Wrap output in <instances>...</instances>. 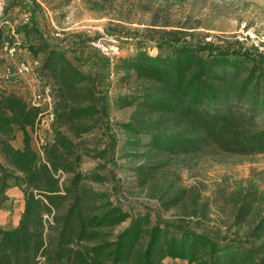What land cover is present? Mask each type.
<instances>
[{
    "label": "trees",
    "instance_id": "trees-1",
    "mask_svg": "<svg viewBox=\"0 0 264 264\" xmlns=\"http://www.w3.org/2000/svg\"><path fill=\"white\" fill-rule=\"evenodd\" d=\"M5 1L0 61L6 58L3 41L11 40L9 9L25 4ZM23 10L27 18L14 27L18 48L38 63L34 72L40 89L52 96L54 119L50 136L36 147L41 108L14 88L0 90V208L11 187L23 196L17 224L0 225V264H163L167 257L189 264H264V214L247 229L238 227L250 192L240 196L221 233L200 220L152 219L125 210L111 199L119 185L110 191L109 177L100 171L116 160L115 125L125 135L122 156L136 159L129 168L140 183L171 158L264 152V125L256 118L264 114V52L238 39L162 29L154 43L134 41L133 51L112 64L100 49L88 50L98 35L57 39L42 29L32 8ZM115 77L133 82L132 90L112 93ZM114 107L133 110L127 121H115ZM17 133L21 147L13 143ZM93 154L96 166L82 169V156ZM169 186H151L163 204L179 198V191L167 194Z\"/></svg>",
    "mask_w": 264,
    "mask_h": 264
},
{
    "label": "rangeland",
    "instance_id": "rangeland-1",
    "mask_svg": "<svg viewBox=\"0 0 264 264\" xmlns=\"http://www.w3.org/2000/svg\"><path fill=\"white\" fill-rule=\"evenodd\" d=\"M22 8L13 6L8 12L7 29L27 18L25 10L32 8L42 29L57 39H77L80 36L94 37L89 43L100 49L106 56L130 53L135 48L134 41L147 39L154 43L159 30L177 29L193 33L197 38L216 41L238 39L245 46L254 45L264 52V0H24ZM32 1H34L32 3ZM2 2V1H0ZM6 1L0 5V12ZM26 7V8H25ZM58 33V35H56ZM77 36V37H75ZM189 36V34H188ZM146 44V45H147ZM155 52L154 48L150 50ZM1 52V51H0ZM2 55V53L0 54ZM1 57V56H0ZM2 58L0 71L6 66L12 69L20 60L38 65L27 50L21 47L14 59ZM28 79L27 82L24 79ZM18 82L22 84H18ZM110 91H128L134 86L131 81L113 78ZM23 86V94L28 97L34 90L29 76L0 78V90L18 89ZM15 89V90H17ZM19 91V90H17ZM20 93V91H19ZM133 107L112 108L110 119L127 121ZM257 123L264 125V114L257 115ZM120 136L116 146L115 162H107L100 171L107 173L105 185H119L111 192V199L125 210L133 213H147L152 219L200 220L203 228L215 229L223 233L234 218L240 205V196L250 192V204L239 210L241 231L250 227L264 214V152L247 156L223 155L213 158L209 154L193 157L171 158L168 166L156 176L140 183L137 175L129 168L135 160L122 156ZM50 127H37L33 144L37 147L41 138L50 136ZM99 133V131L97 132ZM143 141L147 138L143 137ZM15 146H22L21 134L13 140ZM99 159L91 155L82 156V169L95 167ZM170 184L167 194L179 193L174 204H163L151 186ZM170 182V183H169ZM175 191V192H172ZM8 200L0 208V225L10 227L17 224L23 209V196L18 187L8 190ZM165 193L164 197H167ZM169 197V196H168ZM196 211L193 213V211ZM193 224V223H192ZM164 264H189L182 260H166Z\"/></svg>",
    "mask_w": 264,
    "mask_h": 264
},
{
    "label": "built area",
    "instance_id": "built-area-1",
    "mask_svg": "<svg viewBox=\"0 0 264 264\" xmlns=\"http://www.w3.org/2000/svg\"><path fill=\"white\" fill-rule=\"evenodd\" d=\"M4 1V0H0ZM0 2V5L2 4ZM1 16V12H0ZM58 35V33H56ZM10 36L11 40H5L2 44V50L5 52L6 56L9 59H14L16 56L17 51L19 50L18 45L20 43V37L18 33L15 32V28L13 25H10ZM111 63L113 64L115 61L114 56L109 57ZM33 64L29 63L28 61H18L16 67L12 69L10 66H6L5 69L1 72L0 71V78L4 80H11L13 77L18 76H29L32 84H34V90L30 95L27 97L29 102L32 105L38 106L41 108V112L39 113V120L37 127H41L43 125L50 127L51 122L54 119V114L52 112L53 106V99L52 96L49 94V90L45 89L44 91L40 89L39 84L40 80L37 77L36 73L34 72ZM113 77V74L111 75ZM43 139L41 138V143ZM40 144V143H39Z\"/></svg>",
    "mask_w": 264,
    "mask_h": 264
},
{
    "label": "crops",
    "instance_id": "crops-1",
    "mask_svg": "<svg viewBox=\"0 0 264 264\" xmlns=\"http://www.w3.org/2000/svg\"><path fill=\"white\" fill-rule=\"evenodd\" d=\"M23 77H24V76H23ZM27 80H28V79H26V78L24 79L25 82H27ZM18 84H22V83L18 82ZM13 88H14V87H13ZM14 89H17V88H14ZM17 90H19L20 93H23V92H24V91H23V86H21V85H18V89H17ZM166 260H171V261L175 260V261H177L178 259H171V258H168V257H167V258L164 259V262H165ZM163 264H164V263H163Z\"/></svg>",
    "mask_w": 264,
    "mask_h": 264
}]
</instances>
